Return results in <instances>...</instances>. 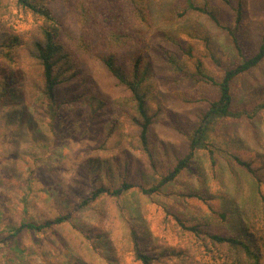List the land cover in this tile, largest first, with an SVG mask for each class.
<instances>
[{"label": "rangeland", "instance_id": "rangeland-1", "mask_svg": "<svg viewBox=\"0 0 264 264\" xmlns=\"http://www.w3.org/2000/svg\"><path fill=\"white\" fill-rule=\"evenodd\" d=\"M193 1L211 9L225 28L186 10V0H166L168 8L153 6L162 12L151 29L142 23L136 44L128 42L133 47L119 57L129 76L132 60H140L137 71L153 115L151 158L137 148L126 115L117 113L126 112L127 104L110 105L128 92L99 62H82V70L62 65L68 88L58 91L57 102L66 101L55 105L53 115L41 90L8 105L0 102V264H141L131 229L140 230L136 236L144 250L145 244L154 250L185 248L175 231L176 215L228 235L245 220L264 237V109L257 108L264 101V63L231 84L233 108L248 117L213 121L208 147L195 149L186 168L158 193L142 192L186 156L192 132L219 97L217 82L253 52L264 31V0ZM173 4L177 10L166 14ZM0 6L9 22L14 13L23 16L11 3ZM54 11L68 28L76 23L62 4ZM125 182L132 187L119 198L103 194L80 205L93 190ZM60 215L69 219L40 232L16 230ZM203 255L209 257L205 248L196 257Z\"/></svg>", "mask_w": 264, "mask_h": 264}, {"label": "trees", "instance_id": "trees-1", "mask_svg": "<svg viewBox=\"0 0 264 264\" xmlns=\"http://www.w3.org/2000/svg\"><path fill=\"white\" fill-rule=\"evenodd\" d=\"M0 1L11 3L15 10L23 15L17 17L14 13L13 22H9L7 20L9 12L0 9V102L8 105L11 100L24 97L28 99L32 96L33 90H41L46 100L43 104L53 115L52 110L55 105L57 106L61 100L66 101L65 98H61L60 102H57L58 91L60 90L62 94L68 88L60 76L62 65L69 62L71 67L82 70V62H99L98 64L113 78L114 83L128 92L124 99L113 100L110 105L113 107L119 101H122L124 106L127 104L126 112L118 109L117 113L126 115L131 129L134 130L137 148L151 158L149 131L153 115L148 110L141 85L142 77L137 71L140 60L139 58L132 60L134 64L132 76H129L118 62L122 52L128 46L133 47L128 45V42L132 41L136 44V39L142 35L140 25L143 23L146 29H151L152 23L156 21L155 15L162 12L155 10L153 6L169 7L166 5V0ZM55 4H62L73 12L76 19L73 26L68 28L64 20L55 14ZM184 5L186 10L204 13L219 27L225 28L211 9L197 6L193 0H186ZM169 10H165V13L172 14L177 8L173 4ZM240 16L238 10L237 22L241 21ZM30 22H33L32 28L15 32L14 28L16 29L17 25L22 29ZM23 37L28 42V46L26 44L21 46ZM234 41H236L235 38ZM186 53L190 55L191 52L186 50ZM167 60L172 64L176 63L172 55H169ZM263 63L264 31L253 52L238 64L226 69L223 77L217 82L219 97L210 103L208 110L200 119V124L192 132L189 138V152L179 159L172 170L155 185L148 189L142 188L143 193L150 195L158 193L166 183L175 179L186 168L195 149L208 147L210 124L213 121L227 117L237 119L243 116L248 117L243 110L233 108L231 84L237 77L261 67ZM197 66H200V62H197ZM210 81H213V78H210ZM257 108L264 109V101ZM93 115L90 114L89 118L93 119ZM237 161L243 164V160L237 158ZM131 187V184L125 182L114 189L97 188L88 198L82 200L80 205L85 206L103 194L119 198ZM175 217V231L181 242L185 244V248L168 247L169 250H166L162 247L154 250L145 244L144 250L141 247L143 243L139 242L138 235L136 236L140 230L131 229L134 253L141 264H165L166 261L175 262V260L180 261V264H263L264 254L261 249L264 245V237L261 234H255L251 230L252 226L245 220L240 222V226L233 225L228 235L216 232L214 227L190 223L186 217L178 215ZM68 219L69 215H60L41 224L22 223L16 230L28 229L40 232ZM202 248L207 249L208 258L204 255L200 258L196 257ZM152 252L154 253L151 254Z\"/></svg>", "mask_w": 264, "mask_h": 264}]
</instances>
